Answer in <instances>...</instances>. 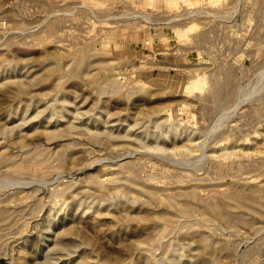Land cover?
I'll use <instances>...</instances> for the list:
<instances>
[{
    "label": "rangeland",
    "instance_id": "rangeland-1",
    "mask_svg": "<svg viewBox=\"0 0 264 264\" xmlns=\"http://www.w3.org/2000/svg\"><path fill=\"white\" fill-rule=\"evenodd\" d=\"M0 264H264V0H0Z\"/></svg>",
    "mask_w": 264,
    "mask_h": 264
}]
</instances>
